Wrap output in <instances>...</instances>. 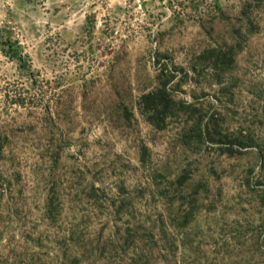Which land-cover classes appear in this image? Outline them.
<instances>
[{
	"label": "rangeland",
	"instance_id": "374dc122",
	"mask_svg": "<svg viewBox=\"0 0 264 264\" xmlns=\"http://www.w3.org/2000/svg\"><path fill=\"white\" fill-rule=\"evenodd\" d=\"M0 264H264V0H0Z\"/></svg>",
	"mask_w": 264,
	"mask_h": 264
}]
</instances>
